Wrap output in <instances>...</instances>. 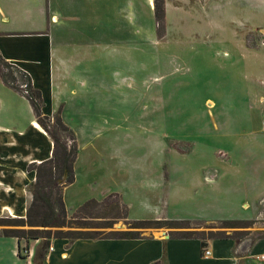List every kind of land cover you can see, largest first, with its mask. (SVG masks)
<instances>
[{"label":"rangeland","instance_id":"374dc122","mask_svg":"<svg viewBox=\"0 0 264 264\" xmlns=\"http://www.w3.org/2000/svg\"><path fill=\"white\" fill-rule=\"evenodd\" d=\"M57 3L65 11L57 52L86 60L89 80L87 98L75 108L65 95L61 113L78 145L75 181L63 195L67 215L89 200H119L129 220H188L189 231L224 232L234 264H264V253L253 252L264 243V0ZM3 93L14 125L28 131V102ZM32 142L46 153L44 141ZM229 220L253 224L219 228ZM98 221L87 219L85 230H128L124 221L113 229ZM39 244L30 240L27 251L21 240L25 259L1 245L0 264H32Z\"/></svg>","mask_w":264,"mask_h":264},{"label":"crops","instance_id":"0c3cea01","mask_svg":"<svg viewBox=\"0 0 264 264\" xmlns=\"http://www.w3.org/2000/svg\"><path fill=\"white\" fill-rule=\"evenodd\" d=\"M64 12L57 0H0V54L30 76L33 88L42 95L43 114L49 117L65 111V95L76 108L75 100L84 101L88 94L86 60H71L57 52L55 35ZM10 92L27 101L0 80V216L8 213L13 218H24L30 200L26 188L35 180V173L28 168L50 159L53 143L36 122L28 101L29 132L14 125L18 123L1 99L2 93ZM7 125L13 126L16 136ZM34 137L46 143L45 154L32 142ZM7 243L12 256L16 257L17 240L0 237V246ZM205 249L210 252L207 258L201 253L200 240H174L169 235L72 243L54 240L45 264H234L233 241L211 240ZM253 252L264 253V243L255 244Z\"/></svg>","mask_w":264,"mask_h":264},{"label":"trees","instance_id":"16d2710c","mask_svg":"<svg viewBox=\"0 0 264 264\" xmlns=\"http://www.w3.org/2000/svg\"><path fill=\"white\" fill-rule=\"evenodd\" d=\"M156 10L157 22L161 23L163 18L157 14ZM0 80L5 86L15 90L27 99L36 122L53 143L51 158L40 164H32L28 168L29 171L35 173V181L26 188L31 197V202L26 209L25 218L0 216V237L17 240L18 258L25 259L20 254L22 250L21 240L23 239L27 243L24 248L27 251L29 250L28 243L30 240L40 242L39 248L35 250L32 264H45V258L52 240H67L71 243L77 240H141L144 239L140 237L142 230L168 229L172 230L169 234L170 239L200 240L201 253L203 254L206 248L205 241L227 239L224 232L205 234L189 231L187 229H191V222L188 220H129L128 207L119 200L112 205L108 203V198L101 202L89 200L69 217L63 195L64 190L75 181L74 164L78 155L75 134L63 122L61 111L51 117L43 114L44 102L42 95L33 88L30 76L4 60L1 54ZM20 86H25L27 94L23 93ZM67 142H70L71 146H68ZM111 196L116 197V195ZM91 208L103 209L104 213L107 211L111 214L91 217L89 214ZM87 219H98V223H101L98 228L101 229H113L117 222L124 221L128 226V230H111L105 234L86 231L85 229H92L87 223ZM252 224L253 222L248 221L229 220L221 222L219 228L244 229ZM26 227H28L27 230L24 229ZM153 264H160V262Z\"/></svg>","mask_w":264,"mask_h":264},{"label":"built area","instance_id":"2783aa9c","mask_svg":"<svg viewBox=\"0 0 264 264\" xmlns=\"http://www.w3.org/2000/svg\"><path fill=\"white\" fill-rule=\"evenodd\" d=\"M20 88L23 90V93H24V94H27V91H26V89H25V86H20ZM204 254H205L206 256H209V255H210V252H209L208 250H206V251L204 252Z\"/></svg>","mask_w":264,"mask_h":264}]
</instances>
